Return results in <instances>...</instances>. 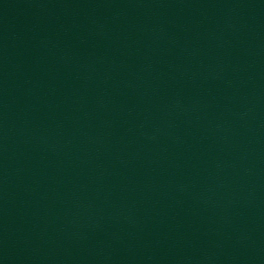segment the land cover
Segmentation results:
<instances>
[{
  "label": "water",
  "instance_id": "95a60500",
  "mask_svg": "<svg viewBox=\"0 0 264 264\" xmlns=\"http://www.w3.org/2000/svg\"><path fill=\"white\" fill-rule=\"evenodd\" d=\"M0 264H264V0H0Z\"/></svg>",
  "mask_w": 264,
  "mask_h": 264
}]
</instances>
